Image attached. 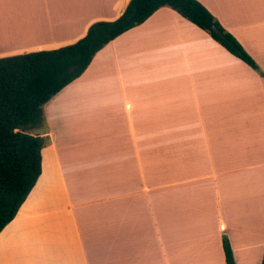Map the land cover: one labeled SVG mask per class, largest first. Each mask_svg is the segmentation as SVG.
I'll return each mask as SVG.
<instances>
[{"label":"crops","instance_id":"crops-1","mask_svg":"<svg viewBox=\"0 0 264 264\" xmlns=\"http://www.w3.org/2000/svg\"><path fill=\"white\" fill-rule=\"evenodd\" d=\"M197 1L259 70L169 7L111 41L44 106L42 173L0 264H226L224 236L262 264L264 0ZM129 2L0 0V59L75 44Z\"/></svg>","mask_w":264,"mask_h":264},{"label":"trees","instance_id":"trees-1","mask_svg":"<svg viewBox=\"0 0 264 264\" xmlns=\"http://www.w3.org/2000/svg\"><path fill=\"white\" fill-rule=\"evenodd\" d=\"M169 7L251 68L259 66L239 41L197 0H130L114 21L96 22L75 44L0 59V234L16 218L42 173L43 138L28 132L45 122L44 106L87 70L111 41ZM226 264H236L223 237ZM262 264H264V257Z\"/></svg>","mask_w":264,"mask_h":264},{"label":"rangeland","instance_id":"rangeland-1","mask_svg":"<svg viewBox=\"0 0 264 264\" xmlns=\"http://www.w3.org/2000/svg\"><path fill=\"white\" fill-rule=\"evenodd\" d=\"M57 96H55L53 99H55ZM52 99V100H53ZM63 101H66V100H64L63 99ZM45 126H47V122H46V120H45V122H44V125H43V127H40V128H38V129H33V130H30L28 133L30 134V135H32V136H34V137H40V138H43L44 137V127ZM43 141H44V144H45V146L47 145V143L49 142L48 141V138H43ZM210 211H211V209H209ZM212 214V213H211ZM197 229H199V227L197 228ZM167 232V231H166ZM165 236H163V237H159V239H161V241H162V243H160V240H157V237H158V235H156L155 236V244H163V242H164V244H167L168 243V237H167V234H164ZM134 239H136V238H129V240H134ZM195 261H197L196 263H194V264H204V263H201L200 261H199V259H197V260H195Z\"/></svg>","mask_w":264,"mask_h":264}]
</instances>
